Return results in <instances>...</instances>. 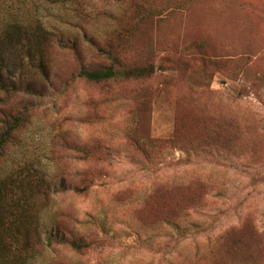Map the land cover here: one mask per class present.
<instances>
[{
    "label": "rangeland",
    "instance_id": "rangeland-1",
    "mask_svg": "<svg viewBox=\"0 0 264 264\" xmlns=\"http://www.w3.org/2000/svg\"><path fill=\"white\" fill-rule=\"evenodd\" d=\"M14 21L48 30L3 49L31 264H264V0H0ZM107 67L145 72L79 74Z\"/></svg>",
    "mask_w": 264,
    "mask_h": 264
},
{
    "label": "trees",
    "instance_id": "trees-1",
    "mask_svg": "<svg viewBox=\"0 0 264 264\" xmlns=\"http://www.w3.org/2000/svg\"><path fill=\"white\" fill-rule=\"evenodd\" d=\"M36 29H23L20 21L4 24L0 27V92H7L13 81V74L4 65V48L18 44L22 46L23 40L28 44L37 38L47 39L48 30L42 26ZM27 52V63L42 69V57L34 49L32 52L25 48ZM145 68H127L121 71L113 70L111 67L85 70L79 74L92 82H100L115 77L120 74L124 77L140 76L144 74ZM152 69H150L151 71ZM6 120L0 119V157L4 146L9 140L11 131L16 124H8ZM15 123V122H14ZM12 176L4 175L0 177V264H31L34 257V247L38 241V219L31 217L29 211L34 209L33 197L40 190V186L32 184V181L12 180ZM13 189H18L15 193ZM75 248H80L79 244L71 243Z\"/></svg>",
    "mask_w": 264,
    "mask_h": 264
}]
</instances>
